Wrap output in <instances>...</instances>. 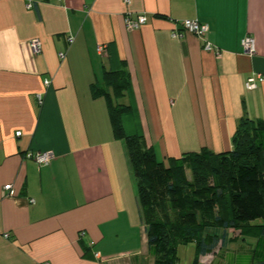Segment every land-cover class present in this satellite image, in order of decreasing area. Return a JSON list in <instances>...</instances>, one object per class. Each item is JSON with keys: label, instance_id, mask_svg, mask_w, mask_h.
<instances>
[{"label": "crops", "instance_id": "0c3cea01", "mask_svg": "<svg viewBox=\"0 0 264 264\" xmlns=\"http://www.w3.org/2000/svg\"><path fill=\"white\" fill-rule=\"evenodd\" d=\"M128 13L145 23L127 29ZM187 18L207 24L219 56L181 30ZM105 70L127 74L125 131L158 159L230 150L241 119L264 120V82L244 86L264 74V0H0V264H153L125 144L91 94ZM46 150V165L25 158ZM227 231L198 264L264 259V239Z\"/></svg>", "mask_w": 264, "mask_h": 264}, {"label": "trees", "instance_id": "16d2710c", "mask_svg": "<svg viewBox=\"0 0 264 264\" xmlns=\"http://www.w3.org/2000/svg\"><path fill=\"white\" fill-rule=\"evenodd\" d=\"M128 85L124 71L105 70L103 83L93 84L91 94L104 97L113 137L125 144L153 264H177L178 247L188 244L194 246L192 264H198L200 256L224 243L229 229L262 241L264 120L241 119L230 150L202 147L164 162L142 135L125 131L123 116L130 107L118 99Z\"/></svg>", "mask_w": 264, "mask_h": 264}, {"label": "built area", "instance_id": "2783aa9c", "mask_svg": "<svg viewBox=\"0 0 264 264\" xmlns=\"http://www.w3.org/2000/svg\"><path fill=\"white\" fill-rule=\"evenodd\" d=\"M128 2V0H125ZM31 3L29 2L27 4V7H30ZM146 21V17L143 14H126L124 17V23L127 29L129 30H135L139 29L141 25H143ZM181 25V30L193 33L197 37L201 38L204 40L203 42V49L205 51H210L215 53L216 56L220 55L219 49L209 40L206 38V35L208 33V26L205 23H202L198 21L197 19H184L180 22ZM180 32H173V36H178ZM242 47L244 51L247 54H253L255 52V43H254V38L252 36H245L242 41ZM31 45V50L33 53H38L41 50V42L37 38H33L30 42ZM104 49L103 46L99 47V50L102 51ZM58 56L60 58L64 57V52L60 51L58 52ZM264 82V74L263 73H255L254 75L248 77L244 83V86L247 90H253L257 88L258 83ZM44 85L48 86L50 83L49 79L44 80ZM37 98L39 101H41V96L38 94ZM20 131H17L15 135H19ZM55 156L54 152L51 150H46V151H26L25 152V158L27 159H32L36 163L40 165H46L48 164L51 159ZM3 189L6 192V195L8 196H14L15 192L13 190L12 184L8 183L3 186ZM33 201V200H31ZM7 236V235H4ZM38 264H49L47 261L38 263Z\"/></svg>", "mask_w": 264, "mask_h": 264}, {"label": "rangeland", "instance_id": "374dc122", "mask_svg": "<svg viewBox=\"0 0 264 264\" xmlns=\"http://www.w3.org/2000/svg\"><path fill=\"white\" fill-rule=\"evenodd\" d=\"M191 247L192 245H181L180 246L179 257H180L181 264H191V260H192V257H191L192 248ZM262 249H264V246L262 247Z\"/></svg>", "mask_w": 264, "mask_h": 264}]
</instances>
